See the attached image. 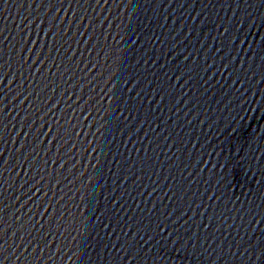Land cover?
<instances>
[{
    "label": "water",
    "instance_id": "1",
    "mask_svg": "<svg viewBox=\"0 0 264 264\" xmlns=\"http://www.w3.org/2000/svg\"><path fill=\"white\" fill-rule=\"evenodd\" d=\"M0 264H264V0H0Z\"/></svg>",
    "mask_w": 264,
    "mask_h": 264
}]
</instances>
